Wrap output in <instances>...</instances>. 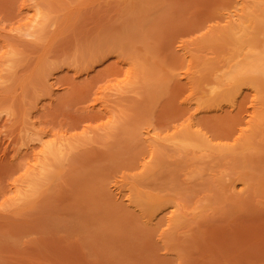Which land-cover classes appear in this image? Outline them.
<instances>
[{"label":"rangeland","instance_id":"374dc122","mask_svg":"<svg viewBox=\"0 0 264 264\" xmlns=\"http://www.w3.org/2000/svg\"><path fill=\"white\" fill-rule=\"evenodd\" d=\"M263 59L264 0H0V264H264Z\"/></svg>","mask_w":264,"mask_h":264},{"label":"bare ground","instance_id":"6f19581e","mask_svg":"<svg viewBox=\"0 0 264 264\" xmlns=\"http://www.w3.org/2000/svg\"><path fill=\"white\" fill-rule=\"evenodd\" d=\"M261 62H263V63H261ZM261 62H260L261 64L258 63L260 66L254 65V63H252V64H250V65H252V67L254 68V70H257V69L261 70V69H262V70L264 71V59H263ZM253 65H254L256 68H257V67H258V68L256 69ZM236 71H237V70H235L234 73H235Z\"/></svg>","mask_w":264,"mask_h":264}]
</instances>
